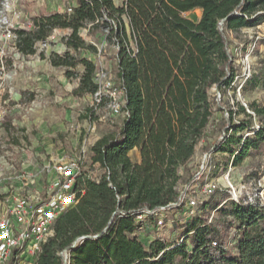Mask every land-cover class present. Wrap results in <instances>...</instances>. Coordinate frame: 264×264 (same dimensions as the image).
I'll return each instance as SVG.
<instances>
[{
  "label": "trees",
  "instance_id": "16d2710c",
  "mask_svg": "<svg viewBox=\"0 0 264 264\" xmlns=\"http://www.w3.org/2000/svg\"><path fill=\"white\" fill-rule=\"evenodd\" d=\"M195 10L201 11L197 21L187 15ZM262 23L264 0H123L120 5L75 0L64 11H43L14 29L16 50L24 56L37 54L40 42L56 43L50 40L56 29L69 30L58 40L65 46L62 53L47 57L42 50L40 56L78 80L74 96L99 88L97 64L87 52L113 60L124 93L122 123L91 147L99 178L87 171L78 177V202L57 218L33 264H264V203L200 202L186 234L173 246L160 238L146 246L137 231L155 220L136 219L164 207L185 210L179 204L182 169L193 160L216 111L229 116H223L221 137L204 145L206 154L230 152L236 166L264 149V122L256 129L243 104L233 110L217 96L234 90L230 34ZM107 48L114 49L111 56ZM259 81L253 73L243 90L255 89ZM251 109L264 115L255 102ZM239 114L245 121L236 120ZM248 129L252 135L238 136ZM134 149L139 160L130 154ZM210 208L219 218L202 214ZM14 263L15 258L7 264Z\"/></svg>",
  "mask_w": 264,
  "mask_h": 264
},
{
  "label": "rangeland",
  "instance_id": "374dc122",
  "mask_svg": "<svg viewBox=\"0 0 264 264\" xmlns=\"http://www.w3.org/2000/svg\"><path fill=\"white\" fill-rule=\"evenodd\" d=\"M115 2L120 5L123 0ZM74 3L75 0H0L4 7L0 24H3L6 18L14 25L24 24L33 15L43 11H60L61 8ZM187 15L197 21L201 11L195 10ZM261 25L260 28H243L230 34L238 77L233 84L234 90H228L226 95L220 98L224 103L228 102L226 104L230 109L237 110L238 103H246L251 109L253 102L264 108V23ZM257 32L260 33L261 39L258 40L251 56V66L253 73L260 78L259 85L255 89L239 91L238 87L244 80L242 60L249 45L254 43L251 37ZM82 34L86 35V32ZM63 35V31L55 32L50 40L56 43L40 42L38 53L29 56L16 53L10 40L4 42L6 55L12 63L6 64L0 77V217L18 195H31L38 189L36 184L26 185L28 179L23 177L36 175L37 179L40 177L41 186L45 187L44 182L55 177V164L79 153L82 143L79 138L87 130L95 137L110 133L122 123L123 112L111 113L105 103L96 105L93 94L74 96L73 90L77 87L78 80L67 78L64 68L54 67L48 58H41L42 50H45L47 57L53 51L62 53L65 50L58 42ZM104 46L105 43L99 44L100 50ZM106 50L110 56L114 53L113 48ZM85 55L90 56L97 64L98 80L101 83L106 78L117 83L113 60L100 53L87 52ZM228 114V111L215 112L207 136L198 145L187 169H182L179 189L185 191L214 180L219 183L218 190L209 196L200 195L199 200L203 203L211 202L212 205L223 203L233 199L228 188L229 175L240 199L247 200L250 196L259 194L260 201L264 203V149L252 151L236 166L232 164L233 156L230 152L216 151L206 158L207 150L204 145H212L221 137L220 125L223 116H229ZM245 119L244 114H239L236 118L238 121ZM262 122L264 115L257 116L255 113L254 127ZM5 123L10 124V129L6 128ZM91 126H95V131H90ZM252 134V129H248L239 132L238 136ZM15 138L18 142L14 141ZM237 149L238 146H235L234 150ZM85 169L97 170L93 166L89 151ZM98 169L100 174L101 170ZM194 174V178L190 179ZM202 214L212 218L220 216L212 208L202 211ZM167 215L165 225L158 227L156 224H149L137 231L138 238L144 241L146 246L149 245L147 240L152 237L160 238L167 245L173 246L186 234L185 225L192 217L189 210L171 209ZM233 233L234 231L229 234L230 242ZM188 248L193 250L190 243ZM17 263L33 264L34 261L25 256L24 260Z\"/></svg>",
  "mask_w": 264,
  "mask_h": 264
},
{
  "label": "built area",
  "instance_id": "2783aa9c",
  "mask_svg": "<svg viewBox=\"0 0 264 264\" xmlns=\"http://www.w3.org/2000/svg\"><path fill=\"white\" fill-rule=\"evenodd\" d=\"M71 10L72 8H68V11ZM3 11L4 7L0 4V16H2ZM18 26L19 24L14 25L7 18L3 24H0V77L6 66L5 58L7 55L4 42L10 40L16 50L17 35L14 29ZM261 26L260 24L253 28H260ZM251 38L254 39V43L249 45L242 60V77H244V80L238 87L239 91L243 89L246 81L253 75L251 56L255 52L258 40L261 39L260 33H255ZM16 53L20 54L17 50ZM237 77L235 76V80ZM98 78L97 74L95 80L99 84V88L93 94L96 105L105 103L111 113L123 112V90L112 80L106 78L101 83ZM217 96L220 99L222 94L217 92ZM243 105L248 113L255 115V112L249 108L248 104L243 103ZM1 116L2 113L0 112ZM259 127L260 125H256V129ZM95 129V126L90 127L91 132L95 131ZM87 153L88 149L84 146L75 156L55 164V177L46 180L44 182L45 187L41 186L40 177L37 179L36 175L28 178L23 177V179H28L27 181H29H26V185L36 184L38 189L31 195H18L13 204L8 206L4 215L0 217V264H7L13 258H15V262L18 264L17 262H20L22 259L24 260L25 256L31 257L35 262L37 255L42 249V244L52 234L53 225L57 218L78 202V191L76 190L78 177L83 171H87L88 175L93 178H99L100 176L98 168L97 170L85 169ZM207 157H209V154H206ZM227 182L229 192L232 194L233 199L236 201L242 200L237 194L236 187L231 182L229 175L227 176ZM218 188L219 183L213 180L211 182H205L202 185H197L195 188L180 191L179 204L184 203L186 205L185 209H188L193 215L199 207L200 195L209 196L215 193ZM243 201L250 204L262 203L259 194L250 196L247 200L245 199ZM167 213L164 207L157 211L141 213L136 219L138 221H144L147 216H151L154 218L155 223L147 222L145 225L156 224L158 227H161L165 225L168 217ZM210 219L212 220V217ZM229 244L233 245L234 242H230ZM213 245L217 246V243L214 242ZM68 256V253H65V257L67 258Z\"/></svg>",
  "mask_w": 264,
  "mask_h": 264
},
{
  "label": "crops",
  "instance_id": "0c3cea01",
  "mask_svg": "<svg viewBox=\"0 0 264 264\" xmlns=\"http://www.w3.org/2000/svg\"><path fill=\"white\" fill-rule=\"evenodd\" d=\"M75 4V3H74ZM73 5V4H71ZM67 8V7H66ZM66 8H61L60 11H64L66 10ZM57 31H63L64 35L67 34L69 32V30H64V29H56L54 31L57 32ZM59 45H62L63 47H65L62 43H59ZM124 117V116H123ZM91 134H89V130L86 131V133L82 136H80V140H81V147L80 148H83L84 146L88 148V151H89V154L91 155V147L94 145V143L101 137H103L105 134L103 135H96L95 137H92ZM90 138V139H89ZM80 152V151H79ZM78 154V153H77ZM131 156L135 159V160H139L140 159V153L137 149H134L130 152ZM76 155V154H75ZM93 166L96 167V168H100V165L98 163H93ZM101 170V168H100ZM226 201H224L223 203H225ZM155 238H151L150 240H147V242H151L152 240H154ZM144 242V241H143ZM146 242V243H147Z\"/></svg>",
  "mask_w": 264,
  "mask_h": 264
}]
</instances>
